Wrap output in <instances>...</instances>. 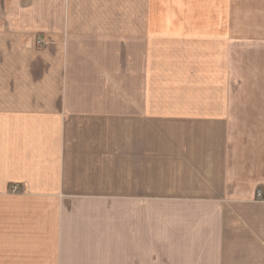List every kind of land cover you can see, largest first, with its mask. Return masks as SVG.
Masks as SVG:
<instances>
[{"label": "crops", "instance_id": "0c3cea01", "mask_svg": "<svg viewBox=\"0 0 264 264\" xmlns=\"http://www.w3.org/2000/svg\"><path fill=\"white\" fill-rule=\"evenodd\" d=\"M227 24L148 0H0V234L9 213L17 263L113 264L60 248L98 246L114 200L136 215L150 197L218 202L209 263L264 264V79L231 78Z\"/></svg>", "mask_w": 264, "mask_h": 264}, {"label": "rangeland", "instance_id": "374dc122", "mask_svg": "<svg viewBox=\"0 0 264 264\" xmlns=\"http://www.w3.org/2000/svg\"><path fill=\"white\" fill-rule=\"evenodd\" d=\"M148 11L149 14L165 17L198 18L225 14L228 20V72L231 78L242 81L264 79V0H148ZM142 202L140 213L129 215L123 210V200H114L115 213L108 215V224H99V245L61 247L62 254L97 256L100 260L109 257V260L114 261L113 264H123L124 256L138 253L147 258L155 257L161 264H204V256H207L206 263L212 264L209 260L216 253L217 227L220 222V214L216 212L218 202H211L213 207L216 206L215 212V207L206 206L204 209L202 203L186 206L176 200L172 202L150 197L144 198ZM138 203L132 202L131 209L140 208ZM4 206L10 207L9 204ZM207 209L211 210L210 214L203 213ZM1 219L7 231L3 232L2 239L0 234V264H20L14 259L19 252H12L14 248L9 245L11 216L3 213ZM80 233L79 236L84 238V233ZM129 238L141 239L142 246L130 248L126 245ZM99 264L105 263L100 261Z\"/></svg>", "mask_w": 264, "mask_h": 264}]
</instances>
